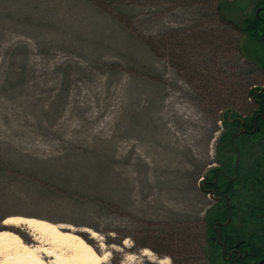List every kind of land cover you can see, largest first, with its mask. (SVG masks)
Here are the masks:
<instances>
[{"label": "rangeland", "instance_id": "1", "mask_svg": "<svg viewBox=\"0 0 264 264\" xmlns=\"http://www.w3.org/2000/svg\"><path fill=\"white\" fill-rule=\"evenodd\" d=\"M255 2L0 0V231L45 246L3 224L36 218L73 227L104 264H208L219 196L202 182L240 162L219 152L224 122L264 88L263 46L225 22Z\"/></svg>", "mask_w": 264, "mask_h": 264}, {"label": "trees", "instance_id": "2", "mask_svg": "<svg viewBox=\"0 0 264 264\" xmlns=\"http://www.w3.org/2000/svg\"><path fill=\"white\" fill-rule=\"evenodd\" d=\"M255 5L256 9L264 7V0H256ZM225 23L264 48V10L259 16L255 13L244 19L241 25L235 24L234 27L232 21ZM258 58L260 57L252 60L264 75V57ZM253 87L248 92L250 99L254 101L253 110L244 119V125L254 132L237 135L241 121L237 117L227 118L220 138L223 148H219V152L224 150L230 156L231 152H239L240 162L233 164L231 157L224 161L219 160L221 167L212 169L204 178L206 186L202 190L207 188L209 193L219 196L215 208L217 213L206 218L207 229L202 237L208 243L207 248L203 247L204 255L209 259L208 264H218L219 259L224 260L223 246L219 242L231 248L242 241L245 243L241 247L244 256L237 263L264 264V88L256 84ZM224 106L230 108L228 104ZM246 144L250 147V157L245 163L241 161V155L245 153ZM227 204L232 209L231 216ZM224 223L227 225H223ZM219 231L222 234L214 242L213 238Z\"/></svg>", "mask_w": 264, "mask_h": 264}, {"label": "bare ground", "instance_id": "3", "mask_svg": "<svg viewBox=\"0 0 264 264\" xmlns=\"http://www.w3.org/2000/svg\"><path fill=\"white\" fill-rule=\"evenodd\" d=\"M3 224L17 227L26 225L32 235L45 246L29 245L12 231H0V254L5 256L0 264H104L109 255L98 254L90 243L73 233L76 230L71 226L26 217H8ZM62 229H70L72 232ZM85 231L90 233L92 238L97 237L95 231ZM41 253L52 258V263H48ZM148 254L150 252L145 250V255ZM159 262L168 263V259Z\"/></svg>", "mask_w": 264, "mask_h": 264}, {"label": "flooded vegetation", "instance_id": "4", "mask_svg": "<svg viewBox=\"0 0 264 264\" xmlns=\"http://www.w3.org/2000/svg\"><path fill=\"white\" fill-rule=\"evenodd\" d=\"M256 13H257V11H256ZM259 13H257L258 16H259ZM238 119L241 121L242 125H241V127L239 129V133L237 135L242 134V133L250 134V133L254 132V130L250 131V130L247 129V127L244 125V122H245L244 119H242V118H238ZM231 121H233V120H231ZM205 186H206V181L204 180V182H202V186L201 187L203 188ZM204 191H208V189L206 188ZM225 199H227L229 201L228 197H226ZM227 205H228V212H229V214L231 216L232 209L229 207V204H227ZM229 220H230V218H229ZM223 225H227V223H224ZM221 232L222 231H219V233L216 235L217 238L216 237L213 238L214 242H217L219 240L220 235L222 234ZM219 243L223 246L222 254H223L224 262L226 264H238L237 262L239 261V259H241L244 256V251H242V249H241V247H243V245L245 244L244 241L240 245H238L240 242L237 243L236 245H233L231 248L228 247L227 245H225L222 242H219ZM261 263H263V261H261ZM257 264H259V263H257Z\"/></svg>", "mask_w": 264, "mask_h": 264}, {"label": "water", "instance_id": "5", "mask_svg": "<svg viewBox=\"0 0 264 264\" xmlns=\"http://www.w3.org/2000/svg\"><path fill=\"white\" fill-rule=\"evenodd\" d=\"M261 10H264V7L259 8L258 11H257V13H259ZM211 197H213V194H211ZM241 243H243V241L240 242L238 245H240Z\"/></svg>", "mask_w": 264, "mask_h": 264}, {"label": "snow or ice", "instance_id": "6", "mask_svg": "<svg viewBox=\"0 0 264 264\" xmlns=\"http://www.w3.org/2000/svg\"><path fill=\"white\" fill-rule=\"evenodd\" d=\"M5 223H7V221Z\"/></svg>", "mask_w": 264, "mask_h": 264}]
</instances>
